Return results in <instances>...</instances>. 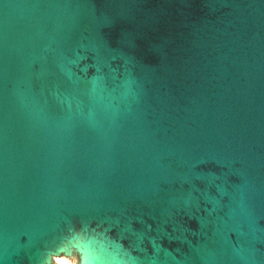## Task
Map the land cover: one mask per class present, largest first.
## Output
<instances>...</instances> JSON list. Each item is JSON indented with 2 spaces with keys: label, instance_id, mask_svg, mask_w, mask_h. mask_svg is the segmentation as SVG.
<instances>
[{
  "label": "water",
  "instance_id": "obj_1",
  "mask_svg": "<svg viewBox=\"0 0 264 264\" xmlns=\"http://www.w3.org/2000/svg\"><path fill=\"white\" fill-rule=\"evenodd\" d=\"M69 251L264 264V0H0V264Z\"/></svg>",
  "mask_w": 264,
  "mask_h": 264
},
{
  "label": "bare ground",
  "instance_id": "obj_2",
  "mask_svg": "<svg viewBox=\"0 0 264 264\" xmlns=\"http://www.w3.org/2000/svg\"><path fill=\"white\" fill-rule=\"evenodd\" d=\"M55 259L59 260V264H75V262L72 259H70L68 256L65 255L56 256Z\"/></svg>",
  "mask_w": 264,
  "mask_h": 264
},
{
  "label": "clouds",
  "instance_id": "obj_3",
  "mask_svg": "<svg viewBox=\"0 0 264 264\" xmlns=\"http://www.w3.org/2000/svg\"><path fill=\"white\" fill-rule=\"evenodd\" d=\"M65 254H67V255H69V256H71V255H76V256L78 257L79 264H80V258H79V255H78L77 253L69 251V252H66ZM52 264H56V260H55V258L52 259Z\"/></svg>",
  "mask_w": 264,
  "mask_h": 264
},
{
  "label": "rangeland",
  "instance_id": "obj_4",
  "mask_svg": "<svg viewBox=\"0 0 264 264\" xmlns=\"http://www.w3.org/2000/svg\"><path fill=\"white\" fill-rule=\"evenodd\" d=\"M70 259H72L74 262H76L77 261V259H75V257L74 256H72V258H70ZM56 260V259H55ZM56 263H57V260H56Z\"/></svg>",
  "mask_w": 264,
  "mask_h": 264
},
{
  "label": "snow or ice",
  "instance_id": "obj_5",
  "mask_svg": "<svg viewBox=\"0 0 264 264\" xmlns=\"http://www.w3.org/2000/svg\"><path fill=\"white\" fill-rule=\"evenodd\" d=\"M57 264H59V260H57Z\"/></svg>",
  "mask_w": 264,
  "mask_h": 264
}]
</instances>
